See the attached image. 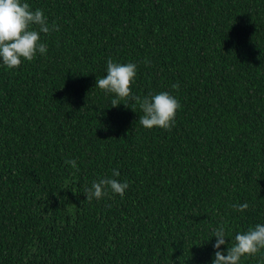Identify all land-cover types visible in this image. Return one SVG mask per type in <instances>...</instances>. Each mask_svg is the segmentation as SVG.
Returning <instances> with one entry per match:
<instances>
[{
    "label": "trees",
    "instance_id": "16d2710c",
    "mask_svg": "<svg viewBox=\"0 0 264 264\" xmlns=\"http://www.w3.org/2000/svg\"><path fill=\"white\" fill-rule=\"evenodd\" d=\"M24 2L59 31L0 63V264H211L213 229L226 253L264 224V0ZM109 58L137 65L134 96L179 100L170 131L95 87ZM113 169L124 196L86 200Z\"/></svg>",
    "mask_w": 264,
    "mask_h": 264
},
{
    "label": "clouds",
    "instance_id": "9594fccd",
    "mask_svg": "<svg viewBox=\"0 0 264 264\" xmlns=\"http://www.w3.org/2000/svg\"><path fill=\"white\" fill-rule=\"evenodd\" d=\"M52 31H59L55 23L49 24L42 9L32 10L24 0H0V63L8 69L18 68L22 62H31L37 55L47 53V45L41 42V34L48 35ZM106 75L96 79L98 87L106 95L113 94L112 107L120 105L121 100L131 99L139 104L143 115L139 116V123L145 129L158 127L170 131L175 126V117L181 105L179 100L167 91L148 96H134L131 91L136 73L135 63H118L109 58L106 62ZM178 89V84L172 85ZM125 105V104H124ZM126 106V105H125ZM65 163L77 169V163L67 160ZM118 169L112 170L111 177H104L93 181L85 189L86 200H100L110 190L121 198L129 187L127 181L120 182ZM233 207L238 212L248 209V203L236 204ZM215 237L213 244L214 258L211 264H240L241 257L254 256L264 249V224H256L243 233H237L232 246L227 247L226 253L221 251V245L226 244L225 225L221 223L212 230Z\"/></svg>",
    "mask_w": 264,
    "mask_h": 264
}]
</instances>
